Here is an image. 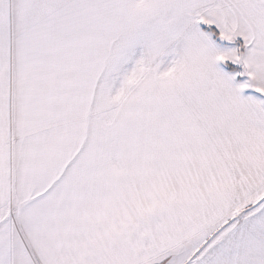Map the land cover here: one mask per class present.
Here are the masks:
<instances>
[{
  "label": "snow or ice",
  "instance_id": "obj_1",
  "mask_svg": "<svg viewBox=\"0 0 264 264\" xmlns=\"http://www.w3.org/2000/svg\"><path fill=\"white\" fill-rule=\"evenodd\" d=\"M0 264H264V0H0Z\"/></svg>",
  "mask_w": 264,
  "mask_h": 264
}]
</instances>
